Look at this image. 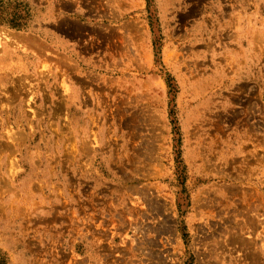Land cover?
<instances>
[{
	"label": "rangeland",
	"instance_id": "374dc122",
	"mask_svg": "<svg viewBox=\"0 0 264 264\" xmlns=\"http://www.w3.org/2000/svg\"><path fill=\"white\" fill-rule=\"evenodd\" d=\"M0 264H264V0H0Z\"/></svg>",
	"mask_w": 264,
	"mask_h": 264
},
{
	"label": "bare ground",
	"instance_id": "6f19581e",
	"mask_svg": "<svg viewBox=\"0 0 264 264\" xmlns=\"http://www.w3.org/2000/svg\"><path fill=\"white\" fill-rule=\"evenodd\" d=\"M119 218V217H118ZM236 241V240H235ZM243 245H245V244H243Z\"/></svg>",
	"mask_w": 264,
	"mask_h": 264
}]
</instances>
